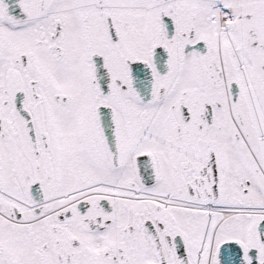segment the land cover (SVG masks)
<instances>
[{"label":"snow or ice","instance_id":"snow-or-ice-1","mask_svg":"<svg viewBox=\"0 0 264 264\" xmlns=\"http://www.w3.org/2000/svg\"><path fill=\"white\" fill-rule=\"evenodd\" d=\"M0 264H264V0H0Z\"/></svg>","mask_w":264,"mask_h":264}]
</instances>
